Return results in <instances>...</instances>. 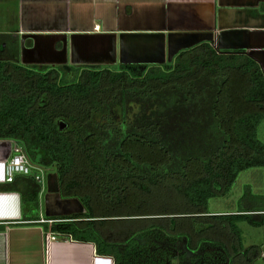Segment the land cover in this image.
I'll return each mask as SVG.
<instances>
[{
    "label": "trees",
    "instance_id": "obj_1",
    "mask_svg": "<svg viewBox=\"0 0 264 264\" xmlns=\"http://www.w3.org/2000/svg\"><path fill=\"white\" fill-rule=\"evenodd\" d=\"M263 121L261 66L207 42L167 65L0 61V141L55 170L60 197L85 210L46 218L56 222L45 230L93 244L113 264L262 258L261 247L244 246L239 224L264 227L263 196L247 193L235 214L208 206L241 173L264 169ZM0 192L19 193L23 218L41 220L43 187L34 178L18 176Z\"/></svg>",
    "mask_w": 264,
    "mask_h": 264
},
{
    "label": "crops",
    "instance_id": "obj_2",
    "mask_svg": "<svg viewBox=\"0 0 264 264\" xmlns=\"http://www.w3.org/2000/svg\"><path fill=\"white\" fill-rule=\"evenodd\" d=\"M205 42L245 53L264 71V0H0V49L26 66L167 65ZM15 145L0 141V185ZM48 195L41 220L43 211L61 216L50 214ZM24 215L19 193L0 192V264H113L93 244L51 240L41 220Z\"/></svg>",
    "mask_w": 264,
    "mask_h": 264
},
{
    "label": "rangeland",
    "instance_id": "obj_3",
    "mask_svg": "<svg viewBox=\"0 0 264 264\" xmlns=\"http://www.w3.org/2000/svg\"><path fill=\"white\" fill-rule=\"evenodd\" d=\"M6 42L7 41H4V43ZM11 53H12L11 49H9L8 52L6 53L5 51L0 49V61H8V58L12 57ZM261 134H264V128L261 130ZM43 170L46 174V177L47 176L48 177H47V191L43 193L40 198V203L42 208L44 209L43 206L44 197L49 194L47 197V200L49 201L48 203L50 206H52L53 204L55 206L54 208L55 211L52 212L50 210V214L61 215L60 217H62V215H74V214L85 213V210L83 209L82 205L76 199H62L60 197V200L64 202V204H61V206L60 204L59 206L55 205V201H57V199L56 197L53 196V193L56 194V196H60L57 175L55 177V170L52 169L46 170L44 168ZM49 185H50V192H49ZM247 193L264 197V169L257 168V169L247 170L241 173L237 181L235 182L232 190L227 196L211 199L209 201L208 210L211 213L235 214L240 210L241 208L240 201L243 198V196L246 195ZM69 206H71L74 211H70L69 209H67V207ZM220 214H213V215H220ZM43 215L44 217L49 218V216L45 215L44 211H43ZM239 227L242 230L243 244L246 248L251 246H259L261 247V249H264V227L255 228L247 223H241L239 224ZM224 240L230 241L226 235ZM186 264H191V263L186 262ZM255 264H264V259L260 258L255 262Z\"/></svg>",
    "mask_w": 264,
    "mask_h": 264
},
{
    "label": "built area",
    "instance_id": "obj_4",
    "mask_svg": "<svg viewBox=\"0 0 264 264\" xmlns=\"http://www.w3.org/2000/svg\"><path fill=\"white\" fill-rule=\"evenodd\" d=\"M99 29V27H97ZM5 180L6 184L13 183L18 176H27L34 178L43 187V193L47 191V177L42 167L33 164L21 146L15 145L11 154V157L6 161L5 168ZM41 194V196H42ZM41 198V197H40ZM42 223H48L52 226L56 221L42 219ZM49 237L51 240L56 239V234L49 231ZM264 258V249L261 253Z\"/></svg>",
    "mask_w": 264,
    "mask_h": 264
}]
</instances>
